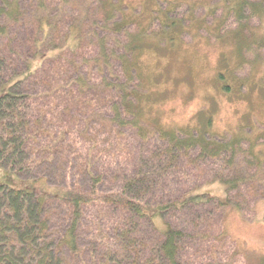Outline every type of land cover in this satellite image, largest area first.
<instances>
[{
  "label": "trees",
  "instance_id": "16d2710c",
  "mask_svg": "<svg viewBox=\"0 0 264 264\" xmlns=\"http://www.w3.org/2000/svg\"><path fill=\"white\" fill-rule=\"evenodd\" d=\"M120 2L0 0V168L20 186L0 184V264H244L224 230L261 180L242 181L241 139L153 124L135 84L154 24L173 45L185 15L136 24ZM225 2L240 23L264 15ZM169 181L195 184L166 198ZM214 182L225 203L188 200Z\"/></svg>",
  "mask_w": 264,
  "mask_h": 264
},
{
  "label": "rangeland",
  "instance_id": "374dc122",
  "mask_svg": "<svg viewBox=\"0 0 264 264\" xmlns=\"http://www.w3.org/2000/svg\"><path fill=\"white\" fill-rule=\"evenodd\" d=\"M121 2L127 5V13L136 24L145 21V25L153 15L163 18L166 11L171 19L179 20L177 16L185 15L173 45L163 47L156 42L159 27L154 24L151 43L134 58L140 76L135 84L141 95L145 92L141 100L146 106L150 104L143 117L155 125L174 129L191 127L205 132L209 126L208 134L215 140L241 139L242 181L261 180L247 188L250 199H243L242 213L233 208L225 210L224 230L242 254L244 264H263L264 15L248 22L234 21L232 15L227 16L225 7L232 3L225 0ZM240 44L243 47L238 51ZM249 166L258 170L255 177L249 175ZM188 180L190 183L191 178ZM0 184L20 188L14 173L4 168H0ZM194 184L182 188L181 182L169 181L162 192L167 198L165 192L179 195ZM204 197L225 203V185L214 182L187 195L192 202ZM153 222L160 231L166 229L159 217H154Z\"/></svg>",
  "mask_w": 264,
  "mask_h": 264
}]
</instances>
